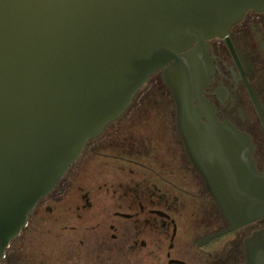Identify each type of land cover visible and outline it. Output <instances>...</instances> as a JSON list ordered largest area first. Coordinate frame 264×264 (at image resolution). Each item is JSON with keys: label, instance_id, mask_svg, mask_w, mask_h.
Returning <instances> with one entry per match:
<instances>
[{"label": "water", "instance_id": "1", "mask_svg": "<svg viewBox=\"0 0 264 264\" xmlns=\"http://www.w3.org/2000/svg\"><path fill=\"white\" fill-rule=\"evenodd\" d=\"M250 9L264 0H0V264L38 201L156 71L228 224L210 237L264 216L246 137L199 98L202 46ZM246 242L242 264H264V241Z\"/></svg>", "mask_w": 264, "mask_h": 264}, {"label": "flooded vegetation", "instance_id": "2", "mask_svg": "<svg viewBox=\"0 0 264 264\" xmlns=\"http://www.w3.org/2000/svg\"><path fill=\"white\" fill-rule=\"evenodd\" d=\"M202 49L206 80L199 98L213 118L246 137L249 159L264 174V11H245ZM175 115L171 91L156 71L38 201L19 235L31 217L41 223L58 210L71 222L64 228L70 248L91 264H242L246 241H264V216L210 237L228 224L186 155ZM98 138L102 147L91 146ZM97 168L102 177L81 184ZM15 239L2 264H34L16 258Z\"/></svg>", "mask_w": 264, "mask_h": 264}, {"label": "rangeland", "instance_id": "3", "mask_svg": "<svg viewBox=\"0 0 264 264\" xmlns=\"http://www.w3.org/2000/svg\"><path fill=\"white\" fill-rule=\"evenodd\" d=\"M100 139L98 138L97 142H92L91 146L101 148ZM76 166L69 170L68 177L74 175ZM87 171L81 178V184H85L86 181L87 183L92 180L97 181L102 177L98 168ZM74 193L73 190L70 191L69 196L73 198ZM59 213L60 211L55 210L53 213L45 215V220L37 224L36 220L31 217L29 228L23 230L13 241L11 250L15 253L16 258L18 257L22 262L26 260L34 264H79L78 262L83 263V261L84 264H91L93 262L88 258L89 256L82 257L78 251H73L70 248L69 232L66 229L71 222L62 220Z\"/></svg>", "mask_w": 264, "mask_h": 264}]
</instances>
